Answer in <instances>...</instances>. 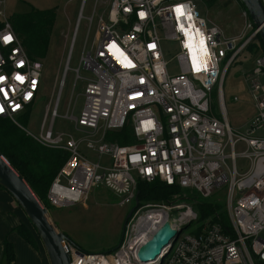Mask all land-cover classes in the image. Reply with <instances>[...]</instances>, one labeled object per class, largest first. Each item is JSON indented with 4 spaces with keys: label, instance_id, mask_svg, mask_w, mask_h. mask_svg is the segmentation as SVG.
I'll return each mask as SVG.
<instances>
[{
    "label": "built area",
    "instance_id": "obj_1",
    "mask_svg": "<svg viewBox=\"0 0 264 264\" xmlns=\"http://www.w3.org/2000/svg\"><path fill=\"white\" fill-rule=\"evenodd\" d=\"M85 3L57 100L46 109L42 134L37 137L26 131L40 144L69 154L48 188L50 205L60 208L86 201L99 187L111 191L121 206L135 205L139 181H160L200 201L225 186L228 213L226 219L217 209L185 233L187 222H197L199 215L184 199L138 203L124 222L117 249L93 253L68 242L70 264H264V138L254 136L264 126V52L248 50L258 39V29L247 11L245 26L252 32L235 37L226 36L217 24L208 26L195 0H111L106 20L103 16L97 20L93 49L83 50L74 71L64 116L72 132L55 133ZM0 16H4L1 10ZM0 23V117L15 121L36 101L43 64L28 56L8 18ZM9 35L12 39L5 42ZM164 42L177 44L170 59ZM244 51L255 56L248 80L258 111L247 135H240L226 116L223 80ZM81 71L92 76L84 77ZM78 84L83 89L80 94L75 93ZM126 124L132 143L107 140V132ZM240 142L244 150L238 153ZM238 159L245 165L238 166ZM166 220L177 231L172 245L153 260H140V246Z\"/></svg>",
    "mask_w": 264,
    "mask_h": 264
},
{
    "label": "rangeland",
    "instance_id": "obj_2",
    "mask_svg": "<svg viewBox=\"0 0 264 264\" xmlns=\"http://www.w3.org/2000/svg\"><path fill=\"white\" fill-rule=\"evenodd\" d=\"M83 0H0L3 4L0 10L4 16H0V22L13 14L29 11L32 7L40 10L56 8L57 18L54 23L49 50L45 58L40 59L43 64V74L40 81L37 98L28 110L15 116V121L24 126L26 131L39 137L42 134V124L45 119L46 109L53 107L59 93V80L61 79L69 52L72 45L73 33L75 31L81 5ZM206 0H195L198 11L205 17L208 26L217 24L226 36H240L242 32L251 34L245 26L246 11L239 0H216L208 9L204 8L203 2ZM96 0H86L83 9V18L80 20L76 42L71 54L70 70L65 78L66 85L63 89L61 99L58 104L59 117L54 122V132H72L71 122L65 119L67 106L73 92L75 83V69L79 66V61L83 50L85 52L93 49V42L97 31V20L100 16L106 20L110 8L111 0H98V9L95 14L94 22H90ZM163 47L168 51L167 58L173 57L178 51L177 44L164 42ZM254 54L248 51L241 53L232 66L227 70L223 80V94L225 101L226 116L233 130L240 135H247L250 130L251 121L257 115L256 102L249 89L248 75L252 69ZM174 64V62H173ZM84 77L92 76L91 73L81 71ZM83 89L77 85L76 94L82 93ZM237 98V101L234 98ZM213 109L218 114V101L213 95ZM220 115V113H219ZM14 121V122H15ZM50 120L46 119V126ZM256 137L264 138V126L255 133ZM244 150V144L238 143L236 151ZM246 161L238 159V166L245 165ZM188 192H185L186 199L184 204L190 206L191 210L196 211L194 200L190 199ZM226 187L218 188L214 194L206 201H212L220 206L227 219L226 209ZM184 196V195H183ZM193 200V201H192ZM201 200H204L201 198ZM147 202H141V204ZM16 204V203H15ZM18 205V204H16ZM134 204L121 206L119 199L107 188H94L86 201L76 203L67 207H50V214L59 227L78 248L86 252H107L115 250L121 243L123 228L126 216ZM19 210V209H17ZM22 214H24L22 212ZM198 214V212H197ZM174 216L175 213H172ZM210 217L197 222H187L191 228L185 229V233L193 231ZM23 221L30 225L25 215ZM186 223V224H187ZM32 228V227H31ZM33 230V228H32ZM36 236V234H35ZM37 237L39 249L45 250L41 240Z\"/></svg>",
    "mask_w": 264,
    "mask_h": 264
},
{
    "label": "trees",
    "instance_id": "obj_3",
    "mask_svg": "<svg viewBox=\"0 0 264 264\" xmlns=\"http://www.w3.org/2000/svg\"><path fill=\"white\" fill-rule=\"evenodd\" d=\"M215 1H204V8L209 9ZM240 3L242 4L241 1ZM242 6L245 9L243 4ZM56 18V8L40 10L34 7L27 12L13 14L9 17V21L31 59L37 60L46 57ZM0 26H2L1 23ZM256 49L264 52V45L259 36L256 42L248 46L250 52H254ZM106 138L108 141L116 142L120 145L133 142L129 124H126L121 130L107 132ZM0 150L13 166L20 171L36 194L50 209L52 206L47 199L48 188L67 160L68 152L40 144L24 128L8 117H0ZM0 189L3 188L0 186ZM182 193L178 187L169 186L160 181H139L138 198L140 204L141 202L150 201L170 204L179 199H186L187 196H183ZM189 198L195 199L196 196L189 195ZM195 208L201 217L200 219L203 220L206 216L219 209L220 206L212 201L198 200L195 203ZM31 227L33 228L31 223L28 225L24 221H20L10 231L17 233L26 243L38 251L39 246L36 237L38 235L35 229L33 228L32 230ZM190 227V225H187L186 229ZM195 232H198V229ZM2 246L3 255L0 264H12L15 260L13 243L6 237Z\"/></svg>",
    "mask_w": 264,
    "mask_h": 264
},
{
    "label": "water",
    "instance_id": "obj_4",
    "mask_svg": "<svg viewBox=\"0 0 264 264\" xmlns=\"http://www.w3.org/2000/svg\"><path fill=\"white\" fill-rule=\"evenodd\" d=\"M244 5L258 36L264 45V0H240ZM0 186L6 190L18 204L39 236L50 264H70L67 243L70 238L62 232L53 220L49 208L36 194L20 171L4 156L0 150ZM139 192L135 205L128 212V221L139 203ZM187 226V225H186ZM185 226V228H186ZM124 235V231H123ZM177 235L169 221H165L138 250L140 260L149 261L161 254L162 249ZM123 238V236H122ZM171 241V243H170ZM73 244V243H72ZM120 246L115 247L117 249Z\"/></svg>",
    "mask_w": 264,
    "mask_h": 264
},
{
    "label": "crops",
    "instance_id": "obj_5",
    "mask_svg": "<svg viewBox=\"0 0 264 264\" xmlns=\"http://www.w3.org/2000/svg\"><path fill=\"white\" fill-rule=\"evenodd\" d=\"M15 203L6 190L0 189V261L3 255L2 243L8 237L15 250V260L12 264H50L43 250H35L17 233L10 231L13 226L23 221L22 215H25Z\"/></svg>",
    "mask_w": 264,
    "mask_h": 264
},
{
    "label": "snow or ice",
    "instance_id": "obj_6",
    "mask_svg": "<svg viewBox=\"0 0 264 264\" xmlns=\"http://www.w3.org/2000/svg\"><path fill=\"white\" fill-rule=\"evenodd\" d=\"M11 39H12V37L10 35L4 37L5 42L10 41ZM17 79H21V78L20 77H17ZM0 110H2V109H0Z\"/></svg>",
    "mask_w": 264,
    "mask_h": 264
},
{
    "label": "bare ground",
    "instance_id": "obj_7",
    "mask_svg": "<svg viewBox=\"0 0 264 264\" xmlns=\"http://www.w3.org/2000/svg\"><path fill=\"white\" fill-rule=\"evenodd\" d=\"M162 216H164V214H162ZM186 226V225H185ZM185 226H184V228H185Z\"/></svg>",
    "mask_w": 264,
    "mask_h": 264
}]
</instances>
